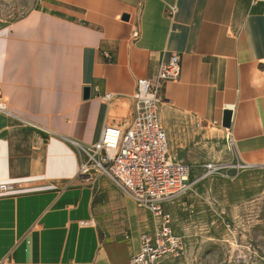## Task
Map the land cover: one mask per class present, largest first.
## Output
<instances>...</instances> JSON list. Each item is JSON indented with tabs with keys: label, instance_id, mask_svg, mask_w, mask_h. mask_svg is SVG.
I'll list each match as a JSON object with an SVG mask.
<instances>
[{
	"label": "crops",
	"instance_id": "1",
	"mask_svg": "<svg viewBox=\"0 0 264 264\" xmlns=\"http://www.w3.org/2000/svg\"><path fill=\"white\" fill-rule=\"evenodd\" d=\"M173 55L180 78L163 84L159 109L169 145L181 114L228 131L242 160H264V3L39 0L22 19H0V183L12 186L0 197V264H129L139 252L152 215L139 207L150 226L136 216L124 241L105 238L96 191L114 183L80 176L74 143L91 147L105 126H125L137 81ZM176 201L165 210L181 237Z\"/></svg>",
	"mask_w": 264,
	"mask_h": 264
},
{
	"label": "rangeland",
	"instance_id": "2",
	"mask_svg": "<svg viewBox=\"0 0 264 264\" xmlns=\"http://www.w3.org/2000/svg\"><path fill=\"white\" fill-rule=\"evenodd\" d=\"M38 2L0 0V19L5 25L22 19ZM172 119L176 127L170 131L169 153L191 170L192 186L175 203L182 225V233L177 232L187 245L189 264H264V160H242L228 131L207 128L186 115L174 114ZM210 163L216 171L208 174L205 166ZM94 179L96 185L110 181L101 175ZM99 186L96 201L105 238L124 241L136 216L142 229L151 225L149 214L141 213L114 184L110 190ZM183 226L189 230L184 232Z\"/></svg>",
	"mask_w": 264,
	"mask_h": 264
},
{
	"label": "built area",
	"instance_id": "3",
	"mask_svg": "<svg viewBox=\"0 0 264 264\" xmlns=\"http://www.w3.org/2000/svg\"><path fill=\"white\" fill-rule=\"evenodd\" d=\"M247 1L252 6L264 3V0ZM176 13V7H169L170 16ZM180 74V56L173 55L160 65L154 80L137 81L133 117L125 126H105L99 141L91 147L74 143L83 156L80 176L96 174L109 178L153 217V232L141 236L140 250L129 264H180L187 252L183 238L173 230V217L165 205L180 199L191 188V170L170 155L168 133L159 114L163 84L178 81ZM110 98L109 94L103 97ZM7 113L6 103L0 100V115ZM205 167L208 174L216 171L214 163ZM10 191L11 185L0 183V197Z\"/></svg>",
	"mask_w": 264,
	"mask_h": 264
},
{
	"label": "water",
	"instance_id": "4",
	"mask_svg": "<svg viewBox=\"0 0 264 264\" xmlns=\"http://www.w3.org/2000/svg\"><path fill=\"white\" fill-rule=\"evenodd\" d=\"M122 19L124 21H128L129 16L128 15H124L122 17ZM90 97H91V89L90 88H85V90H84V99L85 100H89ZM231 121H232V113L230 111H226L224 113L223 122H222L223 128L230 129V127H231Z\"/></svg>",
	"mask_w": 264,
	"mask_h": 264
},
{
	"label": "bare ground",
	"instance_id": "5",
	"mask_svg": "<svg viewBox=\"0 0 264 264\" xmlns=\"http://www.w3.org/2000/svg\"><path fill=\"white\" fill-rule=\"evenodd\" d=\"M248 167H251L250 165H248Z\"/></svg>",
	"mask_w": 264,
	"mask_h": 264
}]
</instances>
